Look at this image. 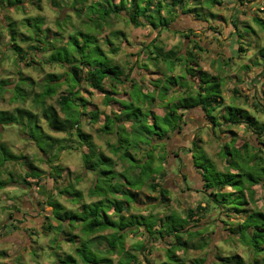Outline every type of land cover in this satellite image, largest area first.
Returning a JSON list of instances; mask_svg holds the SVG:
<instances>
[{
    "label": "crops",
    "instance_id": "1",
    "mask_svg": "<svg viewBox=\"0 0 264 264\" xmlns=\"http://www.w3.org/2000/svg\"><path fill=\"white\" fill-rule=\"evenodd\" d=\"M121 1V0H120ZM151 7L149 15H152L153 21H157L159 17L164 18L167 20L166 26H162L161 28H154L150 24L145 25L144 27H134L133 25L129 24L125 17L117 16L114 14H111L110 19L107 20V23L104 25L103 28L100 27L97 21L91 20V21H81L80 25L77 26L76 24H68L65 26V31L71 28H77V30L73 34H81L84 35V37H92L95 36L97 33V37H102L101 39L97 40V44L100 48V51L107 55L114 51L113 55H118L122 50L127 49H136V52L133 51H126L125 55L128 53V59L133 61L132 67H136L135 58L137 55H139V50L143 48L148 47V33L141 31L140 29L146 28L149 32H155L157 29L160 30L161 34L164 31H170V32H179V31H189L194 30L200 23L203 21L207 27H204V31L207 33L212 34V36H222L224 35L223 27L228 25L227 17L225 16V8H224V0H216L215 3L212 2V6H207L212 9V12L209 11V14L207 13L206 7L204 8L201 4L196 3L198 0H194V2L198 5V7L190 8V7H184L183 10L178 13V15L175 17V19H172V13L173 10H169L170 6L168 5L170 0H151ZM6 0H0V8L4 10V15L0 17V25H2V29L8 30V35L11 39V35L14 34V37L17 34V31L13 25V23L9 19V12H13L16 9L23 10L20 6L23 4L27 5H33L34 6V15L32 17V22L30 20L28 21V25L31 30L32 26L39 25V28L36 30L34 29V34L32 35L34 38V41H32L36 44H38V53H40L42 58L47 57V62L55 64L57 66H62V64L65 65V62L59 61V62H52L49 61V56L51 55V52L53 51V47L59 48V47H66V42L68 40V37L70 35H64V33L61 31V22L58 18V10L61 8L63 0H29L26 2H23L21 0H16V4L18 6L14 7H8L5 3ZM117 4L116 0H93V2L90 5L95 4H102L107 5L108 3ZM129 0H123V3H125L127 6ZM161 3L163 6L159 8V11H155V7L157 3ZM238 4L240 3V0H237ZM20 5V6H19ZM143 5V3L141 4ZM207 5V4H206ZM20 7V8H19ZM209 9V8H208ZM170 11V13H168ZM83 12V9H76L74 11V15L79 18L81 13ZM43 13V15H40ZM51 15H49V14ZM91 14L92 12H88ZM256 13H260L259 15L253 14L251 17V22L248 21H241L244 28V34L242 37H237V39H244L247 37H250V39H247L245 44L243 46H239L235 50V55L237 59H239L240 55L245 54L246 51H253L254 55L251 57V59L248 61L247 64L243 65L244 72L251 73L253 69H256L259 75H264V9L258 8L256 9ZM202 14V15H201ZM205 14V15H203ZM52 16V20L48 17ZM56 18V19H55ZM71 19V18H69ZM115 19H124L125 22L128 23V25H131L133 29H136V31L132 32L131 39H128L127 36L124 34L123 36L119 34H123L122 31H119L117 28L112 26L111 21ZM141 18H138V21H140ZM53 20H55L53 25ZM208 21H215L216 26L213 27L210 24L208 25ZM191 26V27H190ZM233 29H235V24L231 25ZM87 29V30H85ZM107 29H110L107 30ZM103 32V35H99ZM141 33L140 35H138ZM71 34V35H73ZM114 35H118L120 41V45H122V48L118 46L115 42ZM107 39H109L112 42V45H109L107 43ZM116 39V38H115ZM141 41L144 43L142 44ZM185 41L187 42V37H185ZM206 41V42H205ZM109 46H112L111 48ZM219 45L216 44L212 38L205 37L200 41V48L203 49L198 56V63L195 65V71L193 72L192 68L188 69V72H192L193 76L199 81L200 87L197 90L199 93L210 94V96H214V98L217 100V102H213L212 106L216 107L219 105H223V108L221 109L224 112H227L232 109H238L240 113H246L249 117V119L257 120L258 126L262 125L264 122L261 121L260 117L257 115L259 112L260 114H264V88H257V85L255 83H250L248 88H244L240 90V93H244L245 95L241 96L240 93L236 91L235 88L231 87L233 82L239 83L240 77L236 75L235 71L233 70L231 73L226 72V69L228 68V62H217L216 60V54L214 49L217 48ZM105 48L108 49V52L105 53ZM209 49H212L211 51ZM160 49H157L155 47L152 48V52L147 53L149 56H153L152 54L155 52H160ZM39 55V54H38ZM154 59V58H153ZM39 62V61H36ZM113 65L117 66L120 71H122L121 74L118 75L116 80H109V79H103L102 81V88L104 89V92H96V95L101 96L103 98L110 97L114 99L115 101H119V104H116V108L119 110L123 109L122 102H129L131 101V98L133 96V91L137 92L139 94L140 101L138 103L134 102L135 106H138L142 111V105L140 102H142L145 98L149 96L150 93L155 92L156 85L154 83H151L150 81H147L148 77H155L156 75H159V73L151 72L148 69H145L144 76L145 81H139V83H131L129 84V81L127 80V77L125 76L124 69L120 63V61L113 60L111 62ZM251 66V67H250ZM165 70L167 71L168 68L165 66ZM128 75L132 74V69H128ZM176 69L173 68L172 72L175 73ZM187 74V73H186ZM121 77H124L121 79ZM172 78L175 80L177 79L174 75ZM134 79H136L134 77ZM251 79L253 81L256 80V76H252ZM147 81V82H146ZM123 85V87H121ZM85 90V89H84ZM255 90L256 94L251 96V99L254 101L252 105H248V95L250 91ZM93 94V93H92ZM82 96V95H81ZM85 96V94L83 95ZM84 98V97H83ZM200 98L199 95H197L198 99ZM169 97L167 95L160 96V97H152V103H164L166 100H168ZM195 100L192 97H185L182 99L180 103V108L176 109V113L180 114L182 116V120L179 124L180 129H177L174 131V136L178 137V140L173 141V148H175L177 145L186 142L188 140V135L184 134L187 132L190 128H196L203 123L207 122L211 124L212 128H215V124L212 123V119L210 117H206L205 112H203L200 108V106H193V107H186V105H189V102L191 100ZM105 101V99H104ZM116 103V102H115ZM183 103V104H182ZM118 105H120L118 107ZM182 105V107H181ZM89 106L88 101L86 100V107ZM165 106H167L165 104ZM175 107V105L173 106ZM149 113L155 115V116H163L165 113L156 109H150ZM102 114H105V110L100 111L98 109H92L91 113L85 112V115L83 116V120H91L93 122H96L97 120L101 119ZM210 116V115H208ZM222 120V119H221ZM183 121H189L188 124L183 123ZM103 126V125H102ZM83 131V129H82ZM84 133L88 134L87 132L83 131ZM225 135H230L232 139H234L238 133L235 131H232L231 129L227 130ZM264 135V134H262ZM92 143L96 146L97 153H102L106 157L111 158L115 165L113 166V170L115 172H123V171H117V161L114 160L115 153L112 152V150L109 151V154L104 152V149L108 147L107 145L98 144L94 141L91 135ZM256 137V136H255ZM259 138V137H258ZM257 138V139H258ZM198 144L200 146V151L204 155L205 159L204 162L197 165L195 162L198 160L197 158L193 157L190 161V165H186L184 168H181L177 170L173 176L169 179H165L163 185L160 187L159 191L156 192V189L154 191H147V192H141L140 190H134L135 192V202H129L124 197L117 195V194H111L112 199L118 206L121 207L122 210L128 209L130 211V215L125 218L123 222L118 226L117 229H111L106 228L103 230H98L95 232H92L90 234L85 235L83 233V230L81 229V226L79 224H74L69 228L66 226L65 234L60 235V242H59V251L58 253L61 254L62 257H67V254H70V260L76 259V264H83L80 260V257L76 253V248L79 247L82 242H88L90 246V250L96 254V257L98 259H108L111 261L112 264H117V262L121 261V263H124L128 260H136V264H201L202 260H206L205 264H221L220 259L221 257H225L227 255H236L239 257L240 261L243 264H249V259H245L244 254L242 253V249L244 248L236 235L231 234V229L236 226V223L239 221L238 218L245 217L244 214H241L240 216H230L232 218V222L229 225H225V220L222 219L220 221V227L215 231H208L207 235L210 240L213 241H231L234 240L236 242V247L239 249V246L241 249L240 251H233L230 247H224L220 248L219 245H216L217 251L211 252L207 255H204L202 258V250L205 247V240L202 232L196 231L193 232L191 229H204L205 226L210 225L212 221H210L207 217H201V213L203 209L201 208L200 204L197 202V194L196 190L187 187L184 188L183 191L189 193V200L193 202V207L191 208H184L179 206L177 203L178 201V195L175 192V188L179 185L185 184L188 181H192L194 183H197L201 190L207 189L209 187H205V181L206 176L208 175L206 166L210 165L209 167H212L214 170V174L223 173L225 171H220L218 168V164L220 161H223L225 163V167H228L226 164V158L224 157L222 153L223 145L226 144L223 141L217 140L216 144H213L211 140L205 136H199L196 137ZM255 139L252 141V144L257 148L261 147V145L258 143V140ZM262 142V141H261ZM231 143V142H229ZM264 144V142H262ZM82 148H89L87 146H83ZM84 153L83 151H81ZM85 154V153H84ZM132 155V154H131ZM170 155L173 159H178V155L175 151L170 150ZM132 160L137 161L135 155H132ZM82 161V157H81ZM127 166L130 165V162H127ZM203 166V167H202ZM86 173H90L93 175V182L91 187L94 183V173L83 169ZM212 179V176H211ZM67 184V183H66ZM68 185V184H67ZM73 187V186H72ZM87 190L86 193L83 191L77 189V187H73L76 192H79V199L74 198L72 196H66L65 198L67 202L69 203L68 207H65L66 210H71L73 212H81L83 208L93 202L103 200L102 199H90V197L96 196L90 194V189ZM255 194L254 198L256 199L253 206L257 209L264 210V198H263V192L259 188H254ZM156 192L155 195L152 193ZM230 192V191H228ZM259 192V193H258ZM102 197V196H101ZM212 193H209L208 199L211 200ZM103 206L101 207V213H103L106 217L111 219L113 222H117L118 219H113V216H119L117 212L113 209V207L110 206L109 203H107V200H103ZM107 201V202H106ZM157 202L161 205H167L171 209V214L168 216H165L163 220L156 221L157 230L153 231L151 227L145 228V217L143 215H139L136 212H132L133 209H138L139 211H144L146 207H151ZM77 204L78 207L73 210L71 205ZM50 207V206H49ZM240 208H244L247 211L252 208L250 204L240 206ZM50 207V211H51ZM111 209V211H109ZM189 213L191 215L189 216ZM238 217V218H237ZM227 219V218H225ZM191 222V229H186L185 224ZM240 223V222H239ZM55 225V224H53ZM25 225L23 227H26ZM175 227L177 229L176 231H173L174 235H178L181 241H186L187 243V250L184 252L180 248H176L173 250V252H168V248H170V244L174 243L172 237H169L167 234H165L164 230L167 227ZM145 228V235L147 236L148 240L153 241L154 243L150 247H145L146 241H140L137 240L135 235H129V233L132 231V229H141ZM119 229H125L123 238L121 241V244H117L116 249L112 252L107 254V241L106 238H108L110 235L115 234L118 232ZM148 229H150L152 232L158 233L161 232V236H152L148 233ZM21 231L19 232V238H22V243L26 242V239L28 238V231ZM192 233V234H191ZM194 233H197L196 235ZM48 235L44 233V236ZM154 237V238H153ZM189 237H193V239H190ZM170 238V239H166ZM31 245V244H30ZM239 245V246H238ZM208 247L211 249L213 248V245L209 244ZM66 248V250H64ZM245 249V248H244ZM49 254L47 257L52 260L51 264H60L58 260L50 255L51 250L49 249ZM227 253V254H223ZM210 257V258H209ZM173 259H176V261H173ZM68 264V263H66ZM104 264V263H100Z\"/></svg>",
    "mask_w": 264,
    "mask_h": 264
},
{
    "label": "clouds",
    "instance_id": "2",
    "mask_svg": "<svg viewBox=\"0 0 264 264\" xmlns=\"http://www.w3.org/2000/svg\"><path fill=\"white\" fill-rule=\"evenodd\" d=\"M92 2L93 0H63L62 6L58 10L57 14L61 22V31L64 35H71L77 30V28H71L65 31L66 25L74 23L79 26L81 21L96 20L101 28L104 27L107 23V18L100 20L98 9H94L91 14L88 13V5ZM116 2L119 3L120 0H116ZM184 6L190 8L198 7L194 0H184ZM81 8L83 9V12L77 19L74 15V11ZM224 8V14L227 17L228 25L222 26L224 31V35L222 36H212V34L205 32L204 27L206 25L203 21L194 30L189 31H164L161 34L159 29L155 32H149L146 28L140 29L141 31L148 33L149 40L148 47L146 49L142 47L139 50V55L135 58L136 67H132L133 61L129 60L125 55L126 51L136 52V49L122 50L118 55H113L111 58L113 60L120 61L129 84L145 81V69H148L151 72L159 73V75H156L155 77L147 78V81L156 85L155 92L150 93L147 98L140 102L142 105L141 112L129 109L128 115L125 116L118 108L105 106V114H102L101 119L96 122L85 119L76 124L73 128V131H75L76 127L82 128L83 131L93 136L95 140H102L104 144L108 146L105 148V151H110L115 148L117 151L113 158L117 161V171L125 172L130 178L134 177L137 182V188L141 192H147L151 188H155L156 192H158L165 179L171 178L177 170L184 168L186 165H190V161L193 157L200 159L202 153L196 139V137L199 136L209 138L213 144H216L217 140L225 143L231 142L232 146L235 147L240 154L239 160L241 163H243L251 153L259 158L260 167H264V150L252 147V141L257 139L252 129L245 123V119L243 118L237 122L227 119L221 120V117L227 116V113L221 110L223 108L222 104L214 107V109L210 110L208 113L209 115L215 117V128H212L211 124L207 122L196 128H190L186 133H184L188 135V140L177 145L175 148H173V141L178 140L179 138L174 136V122L169 121V123H164L162 120L153 121L149 114L150 109H156L167 113L173 110L174 105L176 109H179L183 98H197V90L200 87V83L193 76L192 72H188V69L192 68L193 72L195 71V65L198 63L197 58L200 53L204 51L200 48V41L205 37L212 38L213 41L219 45L214 49L217 62L227 61L228 68L226 69V72L231 73L234 70L236 75L240 77L239 83L233 82L231 87L235 88L238 93H240L241 89L248 88L250 83H255L257 88H264V75H259L256 69H253L251 73L246 74L242 67L248 63L254 55V52L251 50L246 51L245 54L240 55L239 59H237L235 55L236 48L243 46L246 40L250 39V37L237 39L238 36L242 37L245 31L240 22H251L253 14L259 15L260 13H256V9H264V0H240L239 4L237 0H224ZM182 10L183 9L181 7L177 6L172 13V19H175L178 13ZM9 14L13 15L14 18H19L18 11ZM40 15H43V13ZM139 23L144 25L146 21L141 18ZM207 24H210L213 27L216 26L215 21H208ZM233 24H235V29L231 26ZM107 30L110 31V29ZM132 31H136V29H132ZM101 35H103V32H101ZM185 37H187V42L185 41ZM115 43L122 48L119 40H116ZM141 43L143 44L144 42L141 41ZM153 47L161 50L159 54H152L155 56V59L147 54L152 52ZM209 50L211 51L212 49ZM107 52L108 49L105 48V53ZM166 65L171 66V68H175V73L171 70L166 71ZM128 69H132L131 75H128ZM89 71H94V68L81 69L82 73ZM173 75L177 79L170 80L169 77H172ZM252 76H256L255 81L251 79ZM134 77L136 79H134ZM123 78L124 77H121V79ZM121 87H123V85H121ZM79 88L87 89L89 92L93 93V97L96 96L95 90L90 87L87 82H82L79 85ZM70 91H75V89H70ZM77 94L84 95L82 91ZM203 94L204 93H199V95ZM240 94L241 96L245 95L244 93ZM254 94H256L255 90L247 93L249 97L247 101L248 105H252L254 103L251 99V96ZM164 95L169 97V99L164 103H152V97H160ZM93 97L85 95L84 99L91 100ZM129 103H131V101H129ZM165 104L167 106H165ZM79 110L81 112H92L90 107L80 108ZM257 115L260 117L261 121L264 122V114H260L258 112ZM157 122L160 123V127L163 128V132H160V130L157 129L156 133H153L151 130L154 123ZM105 123L108 124L107 131H104L102 127ZM183 123L188 124L189 121H183ZM229 129L238 133L234 139H232L230 135H225ZM258 139L259 141L264 142V135H261ZM245 145H247V147H245ZM73 147H75V145H73ZM170 150L177 153L178 159H173L171 157ZM80 151H83L85 156L90 161H94L97 158L95 155L97 149L94 147L82 148ZM125 153L135 155L136 159L140 161V163L134 168L128 167L126 160L122 159ZM231 159L232 158L229 157V161H231ZM145 165L152 170L145 176L137 175L144 169ZM50 168L51 165L45 166L44 171L48 172ZM218 168L220 171H227L230 173L238 172L236 167H225V163L223 161L219 162ZM209 171H211V169H209ZM257 175L260 174L257 173ZM4 178L6 179L7 177ZM111 183L113 186H119L124 182L118 176H113ZM262 185H264V175H260L258 183L253 185V188H260ZM187 187H191L196 190L198 198L197 202L203 209L201 217H207L210 221H212V223L205 226L204 229H191V222L185 224L186 229H191L193 232H202L205 240V247L202 250V258L204 255L217 251L215 247L216 245H219L220 248L230 247L233 251H239L234 240L223 242L213 241L210 240L207 235L208 231L215 232L220 227V221L222 219L225 220V225L231 224L232 218L230 216L225 219V216H227L225 209L232 206L235 198L228 197L227 202H222L220 200V197H224L225 193L231 191V189L227 187H209L201 190V187L197 183L188 181L187 183L179 185L174 189L178 195L177 203L179 206L184 208L193 207V202L189 200V193L183 191V189ZM156 192H153L152 194L155 195ZM209 193H216L215 204L212 200L208 199ZM103 198L112 199V195L107 192V188H105ZM40 199L49 200L56 199V197L54 192L47 190L45 191V194L40 197ZM90 199H102V197L96 195L90 197ZM11 203V200L0 201V206H6ZM71 207L75 210L78 205L73 204ZM109 211H111V209H109ZM132 212L143 215L146 222L145 228L151 227L153 231H156L157 226L155 222L163 220L165 216L170 215L171 209L169 206L161 205L157 202V204L151 207H146V209L142 212L138 209H133ZM130 214L131 213L128 209H124L119 213V215L124 216L125 218H127ZM7 215L8 211L5 207L4 210L0 211V225L6 221ZM245 218L246 217L239 218V222L243 223ZM113 219H118V217L113 216ZM24 223L29 224L30 222L25 220ZM15 227H17L15 222L9 223L7 227H0V253H6V255H0V264H25V260L28 261V264H40L39 259L33 260L32 252L27 250L28 248L34 249L35 246L29 244L27 248L21 247L19 240L13 241L10 238V235H16L14 232ZM145 228L132 229L129 235L134 234L137 240L146 241L145 247H150L154 242L148 240L145 235ZM33 231L37 234L31 236L30 239L37 241V244L43 248V251L36 253L37 257L49 254V249L51 251L60 250L55 231L45 236H41L39 234V227H34ZM189 238L194 240L193 237ZM209 244L213 245V248L210 249L208 247ZM245 244H247V241H245ZM243 254L246 259H250L252 256L251 247H246L243 250Z\"/></svg>",
    "mask_w": 264,
    "mask_h": 264
},
{
    "label": "trees",
    "instance_id": "3",
    "mask_svg": "<svg viewBox=\"0 0 264 264\" xmlns=\"http://www.w3.org/2000/svg\"><path fill=\"white\" fill-rule=\"evenodd\" d=\"M106 1V0H105ZM207 6H212V2L215 3L216 0H205ZM143 3V5H141ZM151 0H129L128 6L123 3L121 0L117 4L108 3L107 5L102 4H93L88 6V12H93L94 9L99 10V19L104 20L105 18L110 19V15L114 14L117 16L125 17V20L133 25L134 27H144L147 24H150L154 28H161L162 26H166L167 20L159 17L157 21H153L152 15H149ZM168 5L170 6L169 10H175L177 6L184 8V0H170ZM8 7L18 6L16 1L9 2L7 4ZM163 5L161 3H157L155 7V11L158 12L159 8ZM170 13V11H168ZM138 18H143L146 23L141 25L138 21ZM96 21V20H95ZM123 36L124 34H119ZM116 39H119L118 35H114ZM33 38H31L32 40ZM11 41H14V34L11 35ZM34 41V39H33ZM107 43L112 45V42L107 39ZM67 47H59L66 51V58L63 60L65 65L64 73L62 75L48 74L45 77V83L42 85V90L40 93L36 94L33 98V102L36 105L37 111H32L28 108H16L14 112L3 111L0 110V128L17 126L19 129L21 138L26 140L34 145V147L38 150L40 154L39 160L41 162L47 163L51 165L50 171L45 172L42 169H38L34 165L35 158L30 156H21L12 154L9 148H6L4 144H0V162H5V160L9 161L10 164L21 166L23 171V177L20 178V182L16 179L13 180V172H7V180L0 179V189L9 184H17L24 185L26 189L32 187V183L26 181L27 177L32 179H36L34 185L37 186V182H39L43 176H50L53 180L60 177L61 170L52 165L55 161H57L58 154L63 150H73L82 149L83 146H87L89 148H96V146L90 140L91 137L82 131V128L76 127L75 131L73 128L76 124L83 121V116L85 112H81L80 108L86 107V100L79 94V92L84 89H80L79 85L82 82H87L90 87H92L95 91L104 92L102 88L103 79H109L111 81L116 80L118 75L122 73L118 69L117 66L113 65L112 59L107 55L103 54L100 51V48L97 44V40L95 36L92 37H84L81 34H73L68 37L66 42ZM15 47V46H14ZM12 47L18 51L17 47ZM31 49H38V46H31ZM58 48L53 47V51L49 56V61L59 62L62 61L55 57L54 53ZM97 52L99 56H104L105 59L99 60V58H95L94 54ZM114 51H111L113 53ZM159 54V52H155ZM80 57L81 59L79 60ZM155 59V57H153ZM20 59H24L20 54ZM168 70H173L171 66L166 65ZM94 68V71H89L86 73H82L81 69H90ZM170 80H174L172 77H169ZM19 81L23 83L30 82L32 84V80L30 78H20ZM61 84L66 85L67 90L62 93H57L58 88ZM70 89H75V91H70ZM3 87L0 86V92H3ZM21 89H16V96L22 97L20 93ZM133 96L131 98V103L122 102L123 109L120 111L123 115H128V110L133 109L137 112H141V109L138 106L134 105V102L138 103L140 101L139 94L137 92H132ZM55 104L48 105L46 104V100L49 97L56 96ZM199 95V94H198ZM200 98L191 100L189 105L186 107L200 106L201 110L206 114L209 113L210 110L214 109L212 106L213 102H217L214 96H210V94L199 95ZM111 102H116L115 104H119V101H115L111 97H105V103L109 104ZM183 104V103H182ZM120 105H118L119 107ZM182 107V105H181ZM226 117H221L222 120L227 119L233 122H237L240 119H245V123L252 129L254 135L258 138L262 134H264V123L258 126L257 120L249 119L246 113H240L238 109H232L226 112ZM153 121L162 120L164 123H169V121H173L175 124V130L180 129L179 124L182 120V116L176 113V108L173 107L172 111L165 113L163 116H155L149 113ZM110 115V114H109ZM209 115V114H208ZM212 119V123L216 125L215 117L208 116ZM41 121L45 123L46 128L42 125ZM111 122V121H109ZM250 122V123H249ZM104 131H107L108 124L105 123L103 126ZM159 129L160 132H163V128L160 127V123H154L152 132L156 133V130ZM147 131V130H146ZM49 133H59L62 134L63 138H56L51 136ZM258 140V143L261 147H257L259 150H264V144ZM75 145V147H73ZM247 147V145H245ZM253 148H256L252 144ZM113 153H116V149H111ZM222 153L226 158V164L228 167H236L238 172L230 173L223 172L219 174H214V170L210 165L206 166L208 175L206 176L205 187H218V188H229L230 192H226L224 197H220L222 202H227L228 197H234V201L232 206L225 209V213L228 218L229 216H240L244 214L246 217L243 223H236V226L231 229V234L236 235L240 244L246 248L251 247L252 256L249 259V264H264V210L257 209L253 206L256 199L254 198L255 189L253 185L258 183L260 175H264V167H260V160L256 155L249 154L247 159L241 163L239 160V152L238 150L232 146V143H226L223 145ZM96 159L94 161H90L84 153H81L83 167L86 170H89L94 173V183L90 189L91 195H99L104 197L105 188H107V192L111 194H117L124 197L129 202H135V192L134 190H139L137 188L136 179L130 178L125 172H115L113 170V166L115 165L114 161L106 157L102 153H95ZM132 155L129 153H125L122 159L130 162L128 167L134 168L136 165L140 163V161H133ZM229 157H231V161H229ZM147 159V158H146ZM204 155L202 154L201 158L198 159L195 163L197 165L204 162ZM203 167V166H202ZM211 169V171H209ZM152 169H149L147 165L144 166V169L139 172L137 175L145 176ZM259 173L260 175H257ZM113 176H118L124 183L119 186H113L111 181ZM212 176V179H211ZM259 189L263 192L264 198V185H262ZM151 191H154L155 188H151ZM20 192H24L23 188L19 189ZM58 193L60 195L72 196L74 198L80 197L79 192H76L71 185H66L62 189H58ZM24 194V193H23ZM17 196V195H16ZM216 193H212V202L216 203ZM107 200L106 202L110 204L111 207L118 214L122 211L121 207L118 206L113 200ZM103 200H99L93 203L86 205L81 212H73L71 210H66L65 207H62L60 203H58L55 199H49L45 201V204L50 206L52 209L50 211L51 217L55 220L53 225L52 223H44L40 232L45 234H50L53 231L56 233V239L60 242V235L65 234V226L71 228L74 224H79L83 233L85 235L90 234L92 232L103 230L106 228L117 229L118 226L123 222L124 217L119 215L117 222L111 221L108 217H106L103 213H101V207L103 206ZM264 201V200H263ZM250 204L252 208L250 210H246L244 208H240V206ZM12 209L10 212V216L13 217L15 214L20 213V210L15 205L9 206ZM191 213H189V216ZM27 217V216H26ZM238 218V217H237ZM26 219L23 217L22 219H18L17 222H22ZM239 219V218H238ZM3 227H7L3 225ZM28 227H25L23 231H29ZM20 228H14V232H21ZM125 229H119L117 233L110 235L106 238L107 241V249L106 253H112L117 244H121L123 234ZM250 230V232H249ZM33 231V229H31ZM173 231L178 232L177 229L173 226L167 227L164 232L169 237H172L175 241L170 244V248H168V252H173L174 249L180 248L182 251L187 250L186 241H181L178 235H174ZM34 232V231H33ZM35 233V232H34ZM148 233L152 236H161L162 233L152 232L148 229ZM36 234V233H35ZM192 234V233H191ZM195 235L197 233H194ZM153 237V238H154ZM247 241V244H245ZM59 244V243H58ZM88 242H82V244L76 248V253L80 257V260L83 264H100L101 262L104 264H112L108 259H98L96 254H94L90 250V246ZM59 247V245H58ZM51 256H54L60 264H76V259L70 260V254H67V257H62L58 251H51ZM221 264H243L239 257L236 255H227L225 257H221ZM176 261V259H173ZM206 260H202L201 264H205ZM117 264H136V260H128L124 263L121 261L117 262ZM166 264V263H163ZM196 264V263H193Z\"/></svg>",
    "mask_w": 264,
    "mask_h": 264
},
{
    "label": "rangeland",
    "instance_id": "4",
    "mask_svg": "<svg viewBox=\"0 0 264 264\" xmlns=\"http://www.w3.org/2000/svg\"><path fill=\"white\" fill-rule=\"evenodd\" d=\"M8 1L14 2L16 0H6L5 3H8ZM21 1L26 2L29 0H21ZM196 3L201 4L204 8L206 7L207 13L205 14H209V11L212 12V9L210 7H207L205 0H198ZM20 7L23 8V10L16 9L13 12H9V13H14L18 11L19 12L18 19L14 18L13 15L8 14L10 21L13 23L17 31V34L14 37V41H11L8 35V30L2 29L3 27L2 25H0V86H2L4 89L3 92L2 91L0 92V110L14 112L16 108H28L31 109L32 111L38 112L36 105L33 102V98L35 97L36 94L40 93V91L42 90V85L45 83V77L48 74L62 75L64 73V67L57 66L56 64L55 66H53V64L47 62L48 59L47 57L42 58L40 53H38L39 51L30 48L31 46H38V44L34 43L35 41L33 42L31 38H33L32 36L34 34L33 30L34 29L36 30V28L38 29L39 25H35L36 28L35 26H32L33 27L32 30L29 26H27L29 20H30L29 23L32 22L31 19L34 15L33 5L23 4V7L22 5ZM4 13H5L4 10L0 8V17L3 16ZM48 18L52 20V16ZM54 22L55 20H53L52 22L53 25ZM111 24L119 31H122L123 34H125L128 39H131L133 27L131 25H128V23L125 22L124 19H115L113 20V22L111 21ZM140 34L141 33H139L138 35ZM95 37H97V33ZM101 38L102 37H99L98 39ZM113 38L114 39L112 40L115 41L117 40L115 39V37ZM14 46L18 48V51L12 48ZM109 47L111 48L112 46ZM53 53L56 58L61 59L62 61L66 58V51L64 49L58 48ZM20 54L24 59H20ZM128 54H126L127 57ZM112 56L113 54L110 52L108 54V57L111 58ZM94 57L99 58V60L102 61L105 59L104 56L102 55L99 56L97 52L94 54ZM78 58L79 60L81 59L80 57ZM20 78H30L33 83L30 84V82L27 81V83L22 84L19 81ZM18 88L21 89L20 93L22 94V97L16 96V89ZM66 90H67L66 85L61 84V86L57 90V93H62L65 92ZM82 92L87 96L93 97V94L89 92L87 89L83 90ZM56 97L57 95L45 99L46 104L54 105ZM82 97L84 96L82 95ZM104 99L105 98L96 95L95 97H93V99L87 100L89 103L88 107H90L91 109L95 108L100 111L105 110V106L116 107V104L114 102L106 104ZM41 123L44 126V128H46L45 123H43L42 121ZM49 134L56 138L64 137L62 134L59 133L58 134L49 133ZM92 138L98 144L104 143L102 140H95L93 136ZM0 144H4L5 147L9 148L12 151L11 153L14 155H21V156L23 155V156H30L35 158L34 160L35 167H37L38 169H42V171H44L45 166H48L47 163L41 162L39 160L40 154L38 153V150L34 147V145L21 138L17 126L4 127L2 129L0 128ZM104 152L109 154V151H105V149ZM81 153L82 152L76 148H73V150L60 151V153L58 154L57 161H55L52 164L57 166L61 170L60 177L56 178V180H53V178L46 175L43 176V178L39 182H37L38 185L35 186L34 183L36 179L27 177L26 181L32 183V187L29 189L28 188L26 189V186L24 185L19 186L17 184H12L13 182L8 186H5L2 189H0V201H9V200L12 201L11 204H7L6 206H0V211L4 210L5 207L8 211L6 221L2 225H0V227H3V225L8 226L9 223L15 222L17 228L18 229L20 228L22 230L23 227L27 225L26 227L29 228L28 229L29 231H28V238L26 239L25 243H22L23 242L22 238H19L20 235L19 232L18 234L17 232H15L16 235H10V238L13 241L19 240L21 243V247L27 248L29 244L35 246L34 249L28 248L27 250L32 252L33 260L39 259L40 264H51L52 260H50L47 257L48 254L39 257L36 256V253L43 251V248L37 244V241L30 239L31 236L37 234L31 231V229H33L34 227H39L40 229L44 223H49V222L52 224L55 223L54 222L55 220L50 215V207L45 204L46 200H41L40 197L45 194V191L51 190L55 194L56 197L55 200L58 203H60L62 207H68L69 203L67 202L64 195H60L58 193V189H62L68 184L73 187H77V189L83 191L84 193L87 192L89 187H91L92 185L93 175H91L90 173H86L83 170L84 167L81 161ZM21 168H22L21 166L19 167L17 165L10 164L9 161L7 160H5L4 163H2L1 161L0 179L6 181L7 178L5 179L4 177H8L7 175L8 171H12L14 173L12 177L13 180L15 181L17 179L19 181L20 178L23 177V171ZM21 187L24 190L23 192L24 194L19 191ZM13 205L19 208L20 213H17L13 217H11L10 211L12 209H10L9 206H13ZM23 217L26 218L23 221L27 220L30 223L26 224L23 222L22 224V222H17L18 219H22ZM42 232L39 231V234L41 236H44V233ZM239 249H241L240 246ZM64 250H66V248ZM243 250L244 248L241 250L242 251L241 254H243ZM0 255H6V253H0ZM25 264H28L27 260H25Z\"/></svg>",
    "mask_w": 264,
    "mask_h": 264
}]
</instances>
